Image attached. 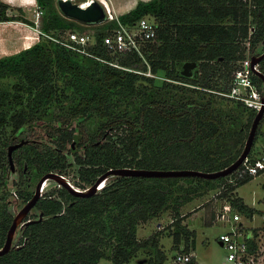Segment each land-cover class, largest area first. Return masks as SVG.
<instances>
[{
	"label": "trees",
	"instance_id": "1",
	"mask_svg": "<svg viewBox=\"0 0 264 264\" xmlns=\"http://www.w3.org/2000/svg\"><path fill=\"white\" fill-rule=\"evenodd\" d=\"M37 2L45 32L86 28L65 15L57 0ZM8 5L0 1V18L34 23L23 14H8ZM148 14L157 33L142 55L106 49L104 28L115 20L95 24L96 42L88 46L93 54L42 33L32 44L0 55V245L13 218L8 202L18 199L8 186V145L24 133L32 138L12 153L22 171L36 168L32 177L51 169L62 172L69 148L88 182L121 165L217 169L242 150L256 110L214 89L229 83L237 60L264 50V0H137L119 17L132 24ZM187 59L198 62L191 76L181 73ZM148 68L157 75L143 72ZM259 69L264 72V56ZM253 77L264 88L262 76ZM87 118L98 122L93 132L83 124ZM74 120L81 135L74 131L78 124L68 129ZM8 124L11 130L4 136ZM108 130L116 134L103 137ZM79 138L87 142L83 156L74 147ZM252 175L227 182L221 193ZM226 176L114 174L89 195L55 186L40 195L36 205L42 216L22 223L19 241L0 254V264H97L103 257L126 264L141 249L150 253L149 262L164 264L167 254L157 235L137 236L139 221L172 206L174 245L182 233L188 241L194 231L182 222L186 213L180 204ZM29 193L21 190V200ZM229 198L243 214L257 210L237 193ZM177 264H197V259Z\"/></svg>",
	"mask_w": 264,
	"mask_h": 264
},
{
	"label": "rangeland",
	"instance_id": "2",
	"mask_svg": "<svg viewBox=\"0 0 264 264\" xmlns=\"http://www.w3.org/2000/svg\"><path fill=\"white\" fill-rule=\"evenodd\" d=\"M114 1H116V3L118 4L122 0ZM134 1L135 0H128V3L131 4ZM35 3L37 2L35 1ZM83 4L85 3H82L81 5L84 6ZM126 8L127 6H123L122 8H117V10L123 11ZM33 16L35 17L34 12ZM147 16H149L151 19H154L152 15L148 14ZM77 20L82 22L80 19ZM33 24H35V21ZM82 24L85 27L87 26V24L84 22ZM238 62H240V60H237V63ZM158 76H160V78L165 77V75L160 74ZM219 81H221V79L218 80V83ZM89 119L90 118L85 119L83 124L90 131L93 132L98 126V122L95 121L91 124L89 123ZM258 126L260 128V131L256 130V139H254V145L252 146V152H254L255 155L260 154L262 151H264V147H262L264 145V114L261 117ZM68 129H70V127ZM10 130L11 126L8 124V126L5 127V130H2V135L5 136L10 132ZM109 132L110 134H116L115 130H108L107 134ZM40 135L42 140L48 139V137L43 136L42 133H40ZM78 154L83 156L82 149L78 151ZM65 155L67 157V166L64 167L62 173H64L69 178V180L75 185L82 188L88 186V183H90L91 181H85V179H83L79 174L80 163L75 159V153L69 148H67L65 150ZM13 157V168L8 166L7 174L8 186L10 188V191L11 193H14L16 195L20 194L19 192L21 190H32V184L34 183V179L40 177L43 172H41L39 175L37 174L36 177L31 176L29 180H22V182L19 183L18 180L22 177V172H20V166L17 158L15 156ZM30 169V172L32 174L38 172V170L34 167L33 169ZM229 174H226L227 176L225 177V179L223 181H220L216 186L206 188L202 194L195 193V195L190 200L184 202L183 204H180V211L182 213H186L181 219L182 222L186 224L190 230L194 231L193 233L189 232L188 241L185 240L186 233H182V238L180 242L178 243V245H174V238L172 232L177 229V225L172 221L175 214V209L172 206L166 207L164 210H162L155 216H151L148 219L139 221L137 225V236L139 238H145L150 234L157 235L158 244L162 249L165 250L167 254L164 264H177L174 261V255L177 251H193L200 264H223V262L226 261V248L222 243H220L219 234L221 232L230 230L232 227V222L220 218L219 216H217L216 212L217 210H219L222 204L227 201H230L229 197L231 194L237 193L238 195L242 196L247 203L255 205L257 209L254 212L252 218L248 219L247 216H243V220H245L246 222L249 221L252 224L262 223V221L264 220V169H262L258 173L253 174L247 180L237 185V190L235 188L234 190L226 191V193L219 192L216 195H213V193L219 189L224 190V188L226 187V183L229 182V178L232 175L234 176V173L232 175ZM112 176H114V174L109 175L106 178V181H108ZM223 183H225L224 187H222ZM56 184L57 182L53 178H48V180L43 186V189L41 190V195L46 194V192H48L55 186H58ZM54 192L55 194H57L56 190H54ZM24 201L25 200H21L20 197H18L17 200L9 201L8 210L12 214H14L16 210L19 209L25 203ZM235 211L241 212L235 205H232L231 209L229 210V213L232 215ZM39 213L40 211L37 205L35 204L28 211L23 220H25L27 217H36L39 215ZM21 224L22 222L19 223L13 237V242L15 243L19 241V238L21 236ZM167 229H170L168 233L166 231ZM136 254L137 255L131 257V259L126 262V264H154L148 261L150 253L147 250L141 249L137 251ZM97 264H113V262L111 259L103 257L98 261Z\"/></svg>",
	"mask_w": 264,
	"mask_h": 264
},
{
	"label": "built area",
	"instance_id": "3",
	"mask_svg": "<svg viewBox=\"0 0 264 264\" xmlns=\"http://www.w3.org/2000/svg\"><path fill=\"white\" fill-rule=\"evenodd\" d=\"M72 1H77L80 4L85 2L83 5L86 6L93 0ZM96 1L101 4L104 10L103 16L92 20L80 19L87 24L85 29L79 30L75 28H67L57 35H51L41 28L40 20L43 8L37 2L34 7V27L36 30V36L39 37L42 33L47 34L66 46L81 52L93 54L88 46L96 42L95 24L100 25L115 20L114 24L107 25L104 28L105 32L103 34L102 43L106 49L111 52L136 50L142 55L145 44L153 39L157 33L156 21L147 15H143L134 23L129 24L121 20L119 13L113 8L112 0ZM63 13L69 17H73L65 12ZM112 62L116 63L114 61ZM255 67L259 68V61L253 66L251 64V54H248L244 58H241L238 65L233 69L229 83L224 88L214 90L226 96L241 99L248 106L257 110L263 104L262 96L264 88H261L253 77L254 74H258ZM143 72L157 75L155 72H152L150 68L143 70ZM253 145L254 143L252 146ZM262 147H264V145ZM250 151L252 155L250 154ZM250 151L238 167L231 172L232 174L234 173V176L230 173L232 176L229 178V181L235 182L240 176H244L245 174H255L264 169V151L257 155L252 152V147ZM224 185L225 183L222 184V187H224ZM221 191L222 189H219L214 192L213 195H216ZM232 205L233 204L230 201H227L222 204L216 212L217 216L220 218L232 222L230 230L219 234V239L226 248V261L223 264H264V220L260 224H252L249 221L246 222L243 220V216H247L248 219H250L253 215H243V213L239 211H235L231 215L229 210ZM192 256H194L193 251H177L174 255V261L175 263H184L190 260ZM197 264L199 263L197 262Z\"/></svg>",
	"mask_w": 264,
	"mask_h": 264
},
{
	"label": "water",
	"instance_id": "4",
	"mask_svg": "<svg viewBox=\"0 0 264 264\" xmlns=\"http://www.w3.org/2000/svg\"><path fill=\"white\" fill-rule=\"evenodd\" d=\"M57 2L63 12H65L70 16L79 18L81 20L97 19L100 16H103L104 14V10L101 4H99V2H97L96 0H93L91 3H89L86 6H82L79 2L72 0H57ZM263 56H264V50L258 54H251V64L254 66V64L260 61V59ZM197 64L198 62L195 59H187L183 61L181 67V73L191 76L192 74H194V69L197 66ZM255 70L259 75L262 76L264 80V72H262V70L256 67ZM262 99H263V104L255 112V115L250 125L242 150L234 160H232L230 163H228L227 165L221 168L206 170L195 167H137V166H128V165L112 166L106 169L101 174H99L91 184L83 188L72 183L65 174H63L58 170L51 169L44 172L37 180L36 187L32 196L27 201H25V203L19 209H17L16 212L13 214V218L6 232L5 240L3 244L0 245V254L7 252L12 246H14L15 242H13V237L19 223L21 222L24 223L26 221L35 219V218H27L23 220L25 215L36 204L38 198L42 194L41 192L42 186L48 178H53L57 183L66 186L74 194L89 195L93 192H96L99 188H101L104 185L106 178L109 175H113V174H120V175L137 174V175H146V176L200 175L209 178H215L221 175L229 174L236 167H238V165L243 161V159L249 153L252 147L258 124L261 120V117L264 114V93ZM25 140H26L25 138H21L20 140L10 143L8 145L10 167L13 168V164H12L13 149L21 145ZM41 216H42V212H40L38 218ZM220 243L222 242L220 241Z\"/></svg>",
	"mask_w": 264,
	"mask_h": 264
},
{
	"label": "crops",
	"instance_id": "5",
	"mask_svg": "<svg viewBox=\"0 0 264 264\" xmlns=\"http://www.w3.org/2000/svg\"><path fill=\"white\" fill-rule=\"evenodd\" d=\"M0 1H4L9 4L7 7L8 14H23L24 16L34 20L33 12L36 4L35 1L37 2V0ZM136 1L137 0L129 4L128 0H122L117 4L116 1L112 0V5L116 12L121 13L132 7L136 3ZM123 6H127V8L123 11L117 10V8H122ZM38 38L39 37L36 36V30L33 23L18 17L7 19L0 18V55L3 53L17 51L22 47L32 44ZM197 262L199 263L198 259Z\"/></svg>",
	"mask_w": 264,
	"mask_h": 264
},
{
	"label": "flooded vegetation",
	"instance_id": "6",
	"mask_svg": "<svg viewBox=\"0 0 264 264\" xmlns=\"http://www.w3.org/2000/svg\"><path fill=\"white\" fill-rule=\"evenodd\" d=\"M77 124H78V127H76L77 126ZM74 126V128L76 127V129L74 130V131H76V132H79L80 133V135L82 134V132L80 131V127H79V123H77L76 122V120H74V122L69 126L70 128L71 127H73ZM107 135V132H105V133H103L102 134V136L104 137V136H106ZM21 138H25L26 140L24 141V142H27L28 141V139L29 138H32V136H29V135H27V133H24V134H22L21 136H19V140L21 139ZM23 142V143H24ZM22 143V144H23ZM21 144V145H22ZM72 144H74V142L72 141ZM87 145V142L86 141H83V140H81V138H79V142L76 144V145H74V147L76 148L75 150H77V151H80V149H82V151H83V153L85 152V146ZM20 146V145H19ZM18 147V146H17ZM17 147H15V148H17ZM14 150V149H13ZM12 153H13V151H12ZM13 155V154H12ZM8 156H9V153H8ZM14 156V155H13ZM14 158V157H13ZM8 165H9V160H8ZM20 166V165H19ZM31 170V169H30ZM30 170H28L27 169V171H26V169H25V171H22V168L20 167V172H22L21 173V176L23 177H21L19 180H18V182L19 183H21L22 182V180H26V178H24L25 176H28L29 178H31V172H30ZM28 173V174H27ZM29 173H30V176H29ZM64 174V173H63ZM39 178V177H38ZM38 178H36V179H34V183L32 184V190H30V193L28 194V197L26 198V200L25 201H27L31 196H32V194H33V192H34V190H35V187H36V183H37V180H38ZM29 180V179H28ZM93 181H91L90 183H88V184H91ZM56 185H61V184H59V183H57ZM20 193V192H19ZM12 196H16V197H20V199H21V196H20V194H14V193H12ZM24 201V202H25ZM30 218V217H29Z\"/></svg>",
	"mask_w": 264,
	"mask_h": 264
},
{
	"label": "bare ground",
	"instance_id": "7",
	"mask_svg": "<svg viewBox=\"0 0 264 264\" xmlns=\"http://www.w3.org/2000/svg\"><path fill=\"white\" fill-rule=\"evenodd\" d=\"M84 3H85V2H84ZM47 180H48V179H47ZM47 180H46V181H47ZM46 181H45V182H46ZM45 182H44V184H45ZM44 184H43V186H44ZM43 186H42V189H43Z\"/></svg>",
	"mask_w": 264,
	"mask_h": 264
}]
</instances>
